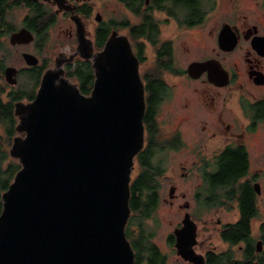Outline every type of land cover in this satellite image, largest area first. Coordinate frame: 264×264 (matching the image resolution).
<instances>
[{
  "label": "flooded vegetation",
  "instance_id": "obj_1",
  "mask_svg": "<svg viewBox=\"0 0 264 264\" xmlns=\"http://www.w3.org/2000/svg\"><path fill=\"white\" fill-rule=\"evenodd\" d=\"M2 1L8 5V15L16 8L27 11L20 27L29 28L34 39L17 46L33 43L39 50L44 37L58 31L55 47L50 49L55 56L53 64L47 58L42 62L38 58L36 65L18 69L17 76L21 70L29 75L30 70L41 66L44 67L41 76L47 68L62 69L66 78L78 88L85 84L90 93L95 79L93 56L113 33L126 36L130 42L138 61L145 108L143 146L135 155L138 168L129 184L142 174L149 179L139 198V212L132 214L130 208L125 225L126 238L134 251L133 264H149L152 255L157 257L154 264H167L166 255L152 238L154 231H147L140 223L150 218L159 205L160 179L170 168L165 158L170 152L188 151L187 163L179 161L182 171L177 172L193 180L189 183V201L184 199V191L175 192L176 182H170L168 198H163L170 205L182 199L177 203L182 213L177 215L166 237L167 245L176 254V262L193 264L178 254L175 246L174 231L183 226L187 212L196 226L193 249L203 255L204 264H210L209 254L233 251L238 259L250 248L252 254L263 251L260 224L264 220L259 222L256 236L253 221L260 214L259 201L264 198V167L251 169L250 158L255 153L264 155V0H118V6L124 10L120 20L115 18L114 9L109 12L110 4L117 0L107 4L100 0ZM36 5L45 10L40 30L35 26L37 32L29 26ZM85 53L91 56L83 57L81 54ZM193 62L205 64L192 69ZM84 65L90 69L91 78L82 82L78 75ZM39 83L40 80L32 88L34 96ZM167 126L171 128L165 130ZM232 153L244 154L246 167L229 182L216 174L224 170L226 156ZM244 183L250 187L252 201L258 208L257 214L249 219L247 237L253 241L248 242L240 234L232 243L228 235L242 215ZM135 194L137 198L139 193ZM148 202L153 207L144 214ZM207 209L232 210L234 215L231 220L220 217L213 220L205 216ZM212 227L228 244L226 249L206 244L210 234L202 238ZM258 240L263 245L257 252ZM235 245L237 249L233 248Z\"/></svg>",
  "mask_w": 264,
  "mask_h": 264
},
{
  "label": "water",
  "instance_id": "obj_2",
  "mask_svg": "<svg viewBox=\"0 0 264 264\" xmlns=\"http://www.w3.org/2000/svg\"><path fill=\"white\" fill-rule=\"evenodd\" d=\"M33 39L25 26L8 36L10 45ZM22 57L27 65L38 63L31 52ZM92 59L95 79L89 94L62 69L47 68L35 96L14 103L18 133L9 154L20 168L1 194L0 264L134 262L125 225L133 159L144 140L143 83L124 35H110ZM17 72L6 65L5 81L15 84ZM174 234L177 253L204 264L193 249L196 226L188 212ZM262 245L256 242L257 252Z\"/></svg>",
  "mask_w": 264,
  "mask_h": 264
},
{
  "label": "trees",
  "instance_id": "obj_3",
  "mask_svg": "<svg viewBox=\"0 0 264 264\" xmlns=\"http://www.w3.org/2000/svg\"><path fill=\"white\" fill-rule=\"evenodd\" d=\"M8 5L7 3L0 0V37L4 34H9L11 31L16 29L14 25L11 24L9 20H7L8 13ZM45 10L40 5H36L34 16L31 18L29 26L35 30V26L39 28L42 24L43 15ZM29 17L26 18L28 20ZM36 31V30H35ZM37 32V31H36ZM5 67V59L1 55L0 56V212L2 210V201L1 194L4 190L7 189L10 182L13 180V177L16 171L20 168V163L17 159L13 158L9 154V148L12 144L13 137L16 135L17 131L15 129L16 123L18 121L17 117L14 114V103L15 101H19L22 99H32L34 97V90L31 91L28 95H25L23 90L19 89H10L6 91L7 84L3 80V68ZM43 66L39 69L30 70L28 77L31 80L35 81L34 87H36L37 83L40 80L41 73L43 71ZM91 78L90 69L84 65L83 68L80 69L78 79L82 82H85ZM79 89L82 93H89V88L85 86V84L79 85ZM226 165L223 171H220L216 174L218 178L221 179H229V182L232 181L231 178L239 175L242 170L246 167V157L242 153H232L226 156ZM149 183V179L147 176L142 174L139 176L136 182H133L130 185V199L129 205L131 208L132 214L139 212L138 207L139 198L141 197V193L144 190V186ZM147 189V188H146ZM135 192L139 193V196ZM149 192H153L150 190ZM251 189L247 185V183L243 184L242 188V196H241V218L231 229L233 232L231 235H228L232 243L233 240L238 239L240 234H243V239H246L248 242L253 241V238L247 237L250 228H249V219L251 216L257 214V206L252 201ZM152 204L148 202L146 204L147 210L144 211L148 213L151 210L150 207ZM260 233L261 238L264 240V222L260 224ZM226 238V237H225ZM153 259L149 264H154L157 261V257L152 255ZM209 262L210 264H264V249L259 253H251V248L245 252V255L242 258H234L233 251H228L227 253L214 255L209 254Z\"/></svg>",
  "mask_w": 264,
  "mask_h": 264
},
{
  "label": "rangeland",
  "instance_id": "obj_4",
  "mask_svg": "<svg viewBox=\"0 0 264 264\" xmlns=\"http://www.w3.org/2000/svg\"><path fill=\"white\" fill-rule=\"evenodd\" d=\"M103 2V4H107L111 0H100ZM117 3L110 4L109 12L112 13V9H114V15L117 20H120L124 17V10L121 9L118 6V0L115 1ZM26 10L21 8H16L11 14L8 15L9 21L17 28L22 25L21 20L26 14ZM57 30L53 32L52 34L49 33L47 36L44 37V41L41 49H37V46H35L33 43L27 44V45H21V46H13L10 45L8 41L9 34H4L0 37V56L2 55L5 59V66L6 65H12L16 67L17 69H24L27 64L23 60L22 52H31L35 54L40 62L43 61L44 58H47L50 63L53 64V59L55 56L51 54V48L55 47L56 43V37H57ZM45 42V44H44ZM44 45V46H43ZM183 58V57H182ZM181 61V60H180ZM51 64V65H52ZM3 80L4 76H3ZM7 84L6 91L10 89H21L25 92V95H28L35 84L34 80H31L28 77L27 71L21 70L19 75L17 76V82L14 84L15 86H12L11 84ZM35 88V87H34ZM28 99H22L23 102H26ZM169 126L165 130H168ZM18 133V132H17ZM16 133V134H17ZM161 156V155H159ZM162 157V156H161ZM166 158V166L170 167L169 170L165 172V174L161 177V188L159 192H161V200L159 202V205L155 210H153L150 214L151 217L143 220L140 225L146 229L149 232H153V240L154 242L162 249L164 254L166 255V263L167 264H178L176 262V254L174 253L172 248H169V246L166 243V237L171 232L172 226L175 224L177 220V215L182 212V209H179L177 206V203H181L182 199H177L173 201V205L167 204L163 201V198H168V188L170 182H176L177 183V189L176 193L184 191L186 193V196L184 199H190L191 194V187L189 188V183L193 182L192 178L190 176H181L178 174L177 171H182L180 169V166L178 164L179 161H184V163H187L188 159V151L182 152V153H167L165 155ZM173 165V167H172ZM188 165V164H187ZM250 165L251 169L257 170L258 168L264 167V155L261 154H254L250 158ZM138 168L137 166V158L134 157L133 159V171L132 176L135 175V170ZM264 181V180H263ZM229 209V208H228ZM205 216L212 217L213 220L216 219V217H220L222 220H231L233 218L234 213L232 210H219L217 212L214 211V209H207L204 211ZM259 215L256 219L253 221V234L256 236L257 234V227L260 221L264 220V198H261L259 201ZM135 219V217L133 218ZM135 232V231H134ZM210 234V238H208V241L206 244H209L210 246H216L217 249H226L228 247V244L224 243L216 234L214 231V227H212L211 231L209 233L203 234L202 238L208 237ZM137 238V237H136ZM233 248L237 249V245L233 246ZM143 249V253H144Z\"/></svg>",
  "mask_w": 264,
  "mask_h": 264
}]
</instances>
